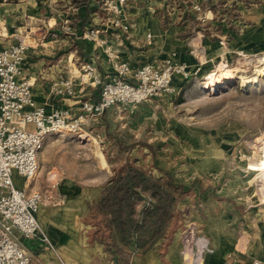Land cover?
<instances>
[{
    "label": "rangeland",
    "instance_id": "1",
    "mask_svg": "<svg viewBox=\"0 0 264 264\" xmlns=\"http://www.w3.org/2000/svg\"><path fill=\"white\" fill-rule=\"evenodd\" d=\"M184 1L168 0L161 10L168 17L176 16L174 22L184 27L181 37L190 44L195 60L192 73L188 79L175 77L172 95L107 110L86 126L82 136H50L39 156V175L31 183L45 195L41 208L48 209L46 214L60 213L85 223L90 204L127 162L156 177L168 174L187 191L177 203L182 214L175 234L184 240L210 216L224 215L232 223L247 217L250 210L264 209V46L249 50L232 45L233 38L219 34L218 28L212 29V36L202 30L206 26L196 14L189 13L186 22L180 15ZM194 20L197 27L189 24ZM203 34L219 42L216 52L205 51ZM21 36L29 45L25 33ZM225 69L234 70L235 79L209 89L211 79ZM64 196L74 206L54 211L50 202L63 207L60 197ZM159 247L140 260L131 249L123 264H154L156 257L165 255ZM105 255L99 252L92 263L114 264ZM73 260L87 261L82 256Z\"/></svg>",
    "mask_w": 264,
    "mask_h": 264
},
{
    "label": "crops",
    "instance_id": "2",
    "mask_svg": "<svg viewBox=\"0 0 264 264\" xmlns=\"http://www.w3.org/2000/svg\"><path fill=\"white\" fill-rule=\"evenodd\" d=\"M105 1L0 0V50L18 43L19 39L22 41L21 35L25 33L29 50L21 78L30 81L35 102L47 112L55 109L76 112L81 101L99 100L100 88L90 82L82 84L78 79L84 65L95 66L102 80L113 77V59L108 57L105 47L85 37L90 30H100V37L118 60L130 64L133 73L145 64H161L174 54L175 62L187 64L192 73L195 60L190 44L181 37L184 27L177 26L175 16L168 17L161 10L168 0H128L125 18L130 30L123 38L116 36ZM195 21L189 24L197 27L200 20ZM199 23L212 36L218 28L219 34L233 38L232 45L249 50L264 46V0H223L221 5H207ZM203 37L205 51L213 53L219 42H212L204 34ZM69 76L76 79L73 98L51 91L54 83ZM18 186L26 188L22 182ZM60 199L65 202L63 207L59 202H50L54 211H68L73 204L65 201V196ZM47 210L41 208L38 220L53 248L38 239H22L32 264H80L73 260L78 256L87 260L82 264H93L99 252L106 256L103 245L91 242L89 225L60 213L55 218L46 214ZM247 215L232 223L224 215L210 216L202 221V226L196 224L199 234L187 240L175 236L164 257H156L154 264H254V261L264 264V209L250 210ZM69 251L73 253L69 255ZM145 256L138 255V259Z\"/></svg>",
    "mask_w": 264,
    "mask_h": 264
},
{
    "label": "built area",
    "instance_id": "3",
    "mask_svg": "<svg viewBox=\"0 0 264 264\" xmlns=\"http://www.w3.org/2000/svg\"><path fill=\"white\" fill-rule=\"evenodd\" d=\"M184 2L185 11L180 15L188 22L189 13L198 15L201 21L205 6L221 5L223 0ZM127 3L128 0L105 1L118 38H123L130 30L125 18ZM67 30L70 32L71 28ZM100 34V30H90L85 37L97 46L105 47L106 54L113 59L114 74L111 79L102 80L95 66L84 65L78 79L82 84L90 82L99 87L100 97L98 101H81L76 112L58 109L47 112L37 105L32 84L21 78L28 44L20 40L0 50V264H32L22 239H38L53 248L38 220L45 195L31 185L41 170L39 156L50 136H82L86 126L101 118L107 110L115 106H136L172 95L176 92L175 77L180 75L188 79L191 74L187 64L175 62V54L161 64L142 65L133 73L130 64L118 60ZM75 80L71 76L63 77L53 84L51 91L73 98ZM15 176L25 180V189L19 188ZM254 264L260 262L254 261Z\"/></svg>",
    "mask_w": 264,
    "mask_h": 264
},
{
    "label": "trees",
    "instance_id": "4",
    "mask_svg": "<svg viewBox=\"0 0 264 264\" xmlns=\"http://www.w3.org/2000/svg\"><path fill=\"white\" fill-rule=\"evenodd\" d=\"M186 193L168 174L156 177L127 162L90 204L89 238L104 246L114 264L127 263L131 249L144 256L159 245L164 255L178 230L177 203Z\"/></svg>",
    "mask_w": 264,
    "mask_h": 264
},
{
    "label": "bare ground",
    "instance_id": "5",
    "mask_svg": "<svg viewBox=\"0 0 264 264\" xmlns=\"http://www.w3.org/2000/svg\"><path fill=\"white\" fill-rule=\"evenodd\" d=\"M262 74L264 75V70L262 71ZM236 77V74L234 73V70H229V69H225L221 72V74H219L218 77L211 79V81L209 82V89H214L217 86H219L220 84H222V80H227V81H232L234 80ZM250 79H247V83L249 82ZM224 84V83H223Z\"/></svg>",
    "mask_w": 264,
    "mask_h": 264
}]
</instances>
